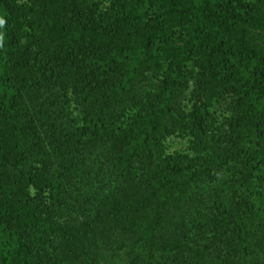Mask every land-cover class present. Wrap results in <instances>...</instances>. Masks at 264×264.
<instances>
[{"label": "trees", "instance_id": "obj_1", "mask_svg": "<svg viewBox=\"0 0 264 264\" xmlns=\"http://www.w3.org/2000/svg\"><path fill=\"white\" fill-rule=\"evenodd\" d=\"M0 264H264V0H0Z\"/></svg>", "mask_w": 264, "mask_h": 264}, {"label": "rangeland", "instance_id": "obj_2", "mask_svg": "<svg viewBox=\"0 0 264 264\" xmlns=\"http://www.w3.org/2000/svg\"><path fill=\"white\" fill-rule=\"evenodd\" d=\"M168 152H174V151H187L188 144H189V137L187 136H180V135H174L169 137L166 140Z\"/></svg>", "mask_w": 264, "mask_h": 264}]
</instances>
